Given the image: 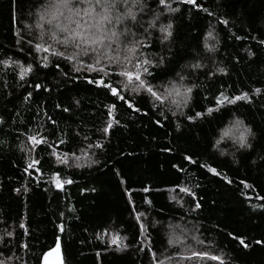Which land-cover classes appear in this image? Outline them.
Listing matches in <instances>:
<instances>
[{
  "label": "trees",
  "instance_id": "trees-1",
  "mask_svg": "<svg viewBox=\"0 0 264 264\" xmlns=\"http://www.w3.org/2000/svg\"><path fill=\"white\" fill-rule=\"evenodd\" d=\"M58 2L0 0V60L8 61L6 68L0 65V259L15 256L8 264H40L42 254L59 241L64 264H264V245L256 244L264 240V199L258 198L264 197V44L259 43L264 40V0H199L211 15L183 0H166L175 12L159 0H107L116 5L107 11L99 6L105 0H71L74 11L48 9L40 20L47 6ZM221 19L228 24H220ZM150 21L154 27L145 33ZM169 22L172 36L161 43L160 26ZM97 28L101 39L92 44L89 37ZM209 32L214 52L204 49ZM65 37L72 42L63 44ZM145 37L149 47L137 46L131 60L164 59L145 77L161 100L146 92L131 94L140 108L134 112L89 84L88 79L102 73L86 71L78 61L93 63L99 56L97 67L118 71L109 58L132 67L125 48ZM35 43L76 56H50L37 51ZM81 49L88 54L80 55ZM45 56L50 57L47 68L42 67ZM197 62L206 67L193 70L190 65ZM29 64L31 72L20 80V66ZM170 82L192 87L186 107L171 103L182 97L168 95ZM36 84L42 89L36 90ZM255 88L262 93L252 95ZM244 92L251 103H216L223 99L221 93L232 97ZM113 103V126L105 135ZM196 112L203 115L189 121L187 116ZM235 120L255 133L249 139L256 148L247 150V160L245 150L236 151L233 139L222 136ZM36 132L50 146L34 149L27 137ZM97 142L102 147H94ZM185 155L198 163H188ZM29 163L33 168L25 171ZM200 164L215 167L219 175ZM55 172L62 183H72L57 189ZM109 236L122 240L119 247ZM193 251L220 260L192 257Z\"/></svg>",
  "mask_w": 264,
  "mask_h": 264
},
{
  "label": "snow or ice",
  "instance_id": "snow-or-ice-1",
  "mask_svg": "<svg viewBox=\"0 0 264 264\" xmlns=\"http://www.w3.org/2000/svg\"><path fill=\"white\" fill-rule=\"evenodd\" d=\"M124 2L127 3L128 0H124ZM183 2L187 3L189 5H192L198 11H204V12L208 13L209 15H211V13L208 12L207 9L201 8V6L199 4V0H183ZM133 3L139 4L140 0H133ZM159 5L167 7V10L169 12H175L178 10V9L168 7L166 4V0H159ZM99 6L104 8L107 11V10L114 8L116 5L114 3H108L107 0H105V2L101 3ZM61 8L68 9L70 12L75 10L72 7L71 0H59L58 3H52V4L47 6V9H45L41 13V19H43L45 15H48V9L59 10ZM127 15L130 16L133 21L136 20V16L133 12H131V10H129ZM103 19H108L107 15H105L103 17ZM122 19H123V17L118 18L117 23H119ZM219 23L223 24V25H227L228 21L221 19V20H219ZM36 26L39 27V24H37ZM152 27H154V24L150 21L148 24V28L144 29V32L147 33L148 29H150ZM172 28H173V24L171 22L167 23L166 25L160 26L159 31L161 33H163L161 43H163L164 41H168L169 38L172 36V31H171ZM67 30H68L67 26H65L64 31H67ZM73 35H76V33L74 32ZM116 35L117 34L115 32L111 33V36H116ZM209 38H213L211 32H209L208 36L205 37L204 49L209 51V52H214L216 50L215 45H211V46L209 45V43H208ZM52 39L55 40V35L52 36ZM148 39H149V37H145L144 39H135L131 42L132 46L125 48L126 53H128V55L125 56V60L128 61V63H131L132 67H128V64H126V63L114 61L113 58H109L110 63L115 62L116 68L118 69V71L115 69L112 71H109L107 68L97 67V65H99L101 62L99 56H97L96 58L93 59V63H85L84 61H78V63L82 66V68L84 70L92 72V73H102V75H97L91 79H88V83L93 84L98 88L105 89L113 98L119 99L124 105H126V107L128 109H131L134 112H140V108L137 107L135 104H133V102L130 98L131 94H140V93L146 92L149 96L154 98V100H157V101L161 100V95L152 86V84L147 79H145V77L152 76V72L150 71V68L154 65L164 64L165 63L164 59L162 57L159 58L158 60H154L153 58H145L143 60H137L135 62H132V60H131V55L137 51V46H140L143 48L149 47V43L147 42ZM71 42L72 41L69 37H65L64 40L62 41V43L65 45H67ZM29 43H32V42L29 41ZM91 43L92 44H98L99 38H96L95 36H93V39H91ZM259 43L264 44V40H259ZM75 46L79 47V44H76ZM34 48L37 51L49 53L50 56H55L57 58L64 57L67 60H72L76 56L75 53H73L72 56H67L65 53H62L60 51H52L50 47H43L41 43H35ZM93 51H95V49H93ZM87 54L88 53H87L86 49H81L80 55H87ZM247 54L249 56L253 55V53L251 51H249ZM49 58H50L49 56L44 57L45 62L42 65V67H45V68L48 67ZM16 63H19V62H16ZM0 65L4 66L6 68L8 66V61L7 60H0ZM20 67H21V71L18 74L19 79L24 80L25 75H27L28 73L31 72L32 64H29L26 68L23 65H21ZM57 67H59V65H57ZM190 67L193 70H198V69L205 68L206 66L202 63L197 62V63L190 65ZM74 70L79 72V71H81V67H76ZM217 71L222 73L225 71V69L218 68ZM208 75L212 76V75H214V73L209 72ZM117 76L120 77L121 79L115 83L111 82V78L117 77ZM177 76L179 77L180 81L185 80L184 75L177 73ZM170 84H171V88H166V92L168 93V95H175V96H181L182 97V100H180V101L173 100V103L176 104L177 108L186 107L188 105V101L190 99V94L192 93V90H193L192 87L186 86L184 84H181L180 87H177V85L175 83H172V82H170ZM34 87L36 90H41L43 86L40 84H36ZM181 89H183V92H181ZM44 90L46 91L47 89H44ZM123 93H127L128 95H125ZM261 93H262V89H260V88H255L252 90V95H259ZM31 95H32V93L29 92L28 97H30ZM220 95L223 99L221 100L218 98L216 100V103L218 105L223 103V102L233 104L236 101H240L241 99L245 100L248 103L252 102L250 97H249V93H247V92L240 93V94L232 96V97L225 96L223 93H221ZM28 97H25V99H28ZM114 108H116V105L114 103L112 105H110L108 108V119L110 122L107 123L106 126H104L102 129V131L105 135H107L109 133L110 129L113 126V123L111 121H112V110ZM63 111L67 112V111H69V109L65 108V109H63ZM211 111H212V109L209 108L208 112H211ZM175 114L176 113L174 112L173 115H175ZM181 115H184V113L181 112ZM202 115H203L202 112H196L195 116L188 115L187 119L189 121H192L193 119L198 118ZM53 123H55V122L53 121ZM157 123H159V121H157ZM234 131L238 132L239 134L232 136L231 134ZM222 136L223 137H229V138L233 139L234 146H236V151L245 150V152L242 153V157L244 160H247V158L249 156H251V151H247V150L254 151L256 148V145H254L251 142V140L249 139L250 137L255 139V133L250 128L245 127L244 122L242 120H235L230 128H227L223 131ZM27 140H28V142H30L31 145L34 146V149L36 146H39V145L50 146L47 138L45 136L41 135L39 132H36L34 135H32V134L28 135ZM219 142L220 141L217 140L216 143L219 144ZM61 143H63V141H61ZM89 147H93V145L91 143H89ZM94 147L100 148V147H102V145L99 142H97L94 145ZM260 147L262 150H264V144H261ZM164 151H171V149L165 148ZM221 155H223V153H221ZM75 159L79 160V157H75ZM260 159H264V156H261ZM184 160H186L188 163H191V164H197L198 163V161L194 160L191 155H185ZM63 162L67 163V154H65V160ZM34 163H38V162H34ZM253 163H255V161H253ZM79 166L80 165L77 164V167H79ZM176 167H177V165L174 164L173 168H176ZM199 167L206 168L209 172H211L214 175H219L218 170L215 167H212L211 165L200 164ZM30 168H33V163H29L28 165H26L25 171H28V169H30ZM52 180L55 183L56 188L59 190L63 189L64 184L72 183L71 180H64L62 183L61 179H60L59 172H55L52 174ZM244 186L246 188L252 187L251 185H249L247 183H245ZM93 191H95V189H93ZM144 191H148V189L145 188ZM180 192H187L189 195L192 194L190 192V190H188L186 188H180ZM258 198L264 199V197H258ZM195 207L198 209L201 207V205L199 203H197L195 205ZM20 227L21 228L24 227L23 223H21ZM6 235L12 236V233L7 232ZM99 238L100 237H97V239H99ZM118 239L119 238H113L111 240V243L117 244ZM173 242H174L173 240H169L170 244ZM198 243H203V242L198 241ZM240 243L245 248L248 247V245L245 243L244 239H240ZM256 244L264 245V240H257ZM20 247L24 248V247H26V245L22 244ZM192 257H200V258L207 257L213 261L220 260L219 257H217L215 255H209V253L204 252V251H193ZM13 259H15V256H9V257H6L5 259H0V264H8V261H11ZM220 264H223L222 260L220 261Z\"/></svg>",
  "mask_w": 264,
  "mask_h": 264
},
{
  "label": "water",
  "instance_id": "water-1",
  "mask_svg": "<svg viewBox=\"0 0 264 264\" xmlns=\"http://www.w3.org/2000/svg\"><path fill=\"white\" fill-rule=\"evenodd\" d=\"M40 264H64L63 252L59 241L42 254Z\"/></svg>",
  "mask_w": 264,
  "mask_h": 264
},
{
  "label": "rangeland",
  "instance_id": "rangeland-1",
  "mask_svg": "<svg viewBox=\"0 0 264 264\" xmlns=\"http://www.w3.org/2000/svg\"><path fill=\"white\" fill-rule=\"evenodd\" d=\"M62 9V8H61ZM54 10H56V9H54ZM53 10V11H54ZM57 11H59V10H57ZM45 17H46V15H45ZM44 19V18H43ZM40 20H42L41 18H40ZM49 21V20H48ZM47 21V22H48ZM76 39L78 38V37H75ZM171 103H173V101H171ZM174 105L176 106V104L174 103ZM234 133H235V131H234ZM114 238H116V237H114ZM110 241L113 239V238H111L110 236H109V238H108ZM122 243V240L119 238L118 239V241H117V244L116 245H118V247H119V245Z\"/></svg>",
  "mask_w": 264,
  "mask_h": 264
},
{
  "label": "clouds",
  "instance_id": "clouds-1",
  "mask_svg": "<svg viewBox=\"0 0 264 264\" xmlns=\"http://www.w3.org/2000/svg\"><path fill=\"white\" fill-rule=\"evenodd\" d=\"M105 15L102 14V18L104 17ZM102 27V26H101ZM93 36H95L96 38H99V41L101 39V35H100V28H97V33L94 34ZM93 36L92 37H89V39H93ZM110 38V37H109Z\"/></svg>",
  "mask_w": 264,
  "mask_h": 264
}]
</instances>
